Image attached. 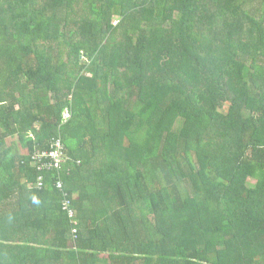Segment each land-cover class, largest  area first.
<instances>
[{
	"label": "trees",
	"instance_id": "trees-1",
	"mask_svg": "<svg viewBox=\"0 0 264 264\" xmlns=\"http://www.w3.org/2000/svg\"><path fill=\"white\" fill-rule=\"evenodd\" d=\"M0 264H264V0H0Z\"/></svg>",
	"mask_w": 264,
	"mask_h": 264
},
{
	"label": "built area",
	"instance_id": "built-area-1",
	"mask_svg": "<svg viewBox=\"0 0 264 264\" xmlns=\"http://www.w3.org/2000/svg\"><path fill=\"white\" fill-rule=\"evenodd\" d=\"M62 144L60 142H56L55 144V148L49 150V151H44L40 154H37V158H36V165L38 166L39 169L44 168L43 165L47 166V167H52V166H56L59 167L61 166V164L64 162L63 158H62ZM40 163H42L43 165H41ZM43 177L40 176L38 177V187L43 186V181H42ZM62 183H59V186H61Z\"/></svg>",
	"mask_w": 264,
	"mask_h": 264
},
{
	"label": "rangeland",
	"instance_id": "rangeland-1",
	"mask_svg": "<svg viewBox=\"0 0 264 264\" xmlns=\"http://www.w3.org/2000/svg\"><path fill=\"white\" fill-rule=\"evenodd\" d=\"M84 61V60H83ZM252 183H255V180H251Z\"/></svg>",
	"mask_w": 264,
	"mask_h": 264
}]
</instances>
